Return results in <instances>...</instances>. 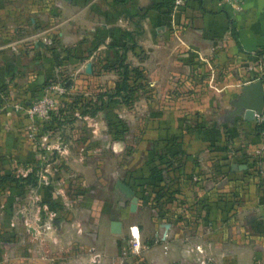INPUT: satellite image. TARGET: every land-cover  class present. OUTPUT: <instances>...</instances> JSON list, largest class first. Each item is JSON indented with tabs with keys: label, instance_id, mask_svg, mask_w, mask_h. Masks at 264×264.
Returning <instances> with one entry per match:
<instances>
[{
	"label": "rangeland",
	"instance_id": "374dc122",
	"mask_svg": "<svg viewBox=\"0 0 264 264\" xmlns=\"http://www.w3.org/2000/svg\"><path fill=\"white\" fill-rule=\"evenodd\" d=\"M10 1L15 8L22 4V0ZM130 28L117 32L122 41L104 44L105 55L94 56L92 72L83 68L77 73L70 67L83 65L87 57L67 60L59 49L49 53L56 69L41 70L35 79L40 88L52 82L64 91L54 93L53 115L36 121V136L50 133L47 140L40 138V143L28 136L30 121L24 112L22 126L15 130L7 121L0 122V174L18 177L32 172L39 179L37 187L0 184V264H264V202L249 208L243 201V172L230 178L232 189L216 187L217 202L205 196L208 185L203 187L207 193L198 198L195 179L210 176L192 159L183 161L177 133L170 138L162 135L169 119L181 131L192 132L197 118L180 122L146 118L149 110L160 116L164 109L165 81L145 72L144 25L138 20ZM257 52L261 56L249 66L258 73H245L247 65L234 74L235 88L240 90L236 98L241 83L264 72V49ZM123 56L130 90L119 96L115 85L122 79ZM46 62L41 60L42 67ZM219 76L210 80L217 83ZM188 77V88L199 80L197 75ZM177 90L170 92L175 98L203 93ZM0 92L3 103L10 94L6 86ZM38 92L30 91L24 100L31 101ZM178 102L171 105L176 116L188 109ZM150 103L155 106L150 108ZM220 119L223 124L232 120ZM8 133L9 139L3 141ZM13 136L20 137L25 148L31 145L33 159L21 161L7 154L13 153ZM213 147L234 151L228 143ZM235 160L240 164L237 156ZM208 162L206 156L204 163ZM128 189L137 197L135 211L130 210ZM227 189L233 196L225 203L220 194ZM210 210L215 214L210 215ZM113 221L121 222L120 233L111 231Z\"/></svg>",
	"mask_w": 264,
	"mask_h": 264
},
{
	"label": "crops",
	"instance_id": "0c3cea01",
	"mask_svg": "<svg viewBox=\"0 0 264 264\" xmlns=\"http://www.w3.org/2000/svg\"><path fill=\"white\" fill-rule=\"evenodd\" d=\"M161 2L164 0H22L15 8L10 0H0V90L6 86L10 94L5 102H0L1 125L5 120L14 130L22 126L24 114L15 110V104L28 101L24 98H28L30 91L40 88L35 79L39 71L56 69L50 58L56 49L67 60L87 57L83 65L71 63L70 67L78 73L90 64L92 72L94 56L105 55L104 44L122 41L123 36L117 32L138 24L139 20L146 29L145 40L141 41L145 43V72L153 78L162 76L165 81L161 85L164 109L160 116L149 110L146 118H177V122L181 118H197V129L192 132L181 131L179 124L174 126V121L169 119L162 135L170 138L177 133L181 139L178 147L185 156L183 161L192 159L194 166L205 169L210 176L195 179L198 198L207 193L203 187L208 185L210 190L205 196L210 202H217L216 187L232 189L234 181L230 178L243 172L246 191L243 201L249 208L257 206L264 202V160L255 156L260 142L259 116L249 120L245 110L232 114L235 110L232 100L240 91L234 84L239 67L248 65L245 70L248 75L258 73L257 68L249 65L259 57L257 51L264 49V0H245L238 9L219 0L178 3L174 0L171 7L167 4L156 7ZM95 45L98 47L88 52ZM41 60L47 61L44 68ZM190 75L199 76L200 81L188 88ZM172 76H175L173 81ZM201 76L207 77L200 79ZM213 76H217L215 80L219 76L220 81H211ZM257 79L260 78L246 79L241 87ZM190 88L203 93L195 98L189 95L175 98L170 93ZM166 94H169L167 99ZM178 101L184 102L188 109L179 110L176 116L171 105ZM154 106L155 103H150L149 107ZM220 118L232 120L226 119L229 121L223 124ZM9 135L3 136V141ZM16 139L13 136V153L9 154L8 150L7 154L21 161L33 159L31 145L25 148L24 141L20 137ZM221 143L233 146L234 151L219 152L213 147ZM5 146L8 149L7 143ZM235 155L240 164L235 162ZM206 156L211 163H204ZM221 191L227 203L233 196L231 190ZM223 215L226 217L227 212Z\"/></svg>",
	"mask_w": 264,
	"mask_h": 264
},
{
	"label": "built area",
	"instance_id": "2783aa9c",
	"mask_svg": "<svg viewBox=\"0 0 264 264\" xmlns=\"http://www.w3.org/2000/svg\"><path fill=\"white\" fill-rule=\"evenodd\" d=\"M223 2L224 4H228L232 6L233 8L238 9L241 4L245 0H219ZM176 2H181V0H176ZM63 87H59L56 84H49L47 87L44 88L42 94L40 97H38L36 100H33L29 102L27 105H23L22 103H17L15 104V110L16 111H21L24 112L27 118H29V125H28V136L31 137L32 139H39L41 137L36 136V121L37 119L39 120H44L47 118H50L51 112L54 111L55 107V102L56 100L54 99V93H63ZM258 123L261 127L259 138L260 142L258 147L255 149V156L259 160H264V112L258 117ZM50 136L49 134L44 135L42 137V142L43 140H47ZM40 140V143H42ZM44 145V144H43ZM44 147L49 148L47 145ZM134 238V237H133ZM135 239V238H134Z\"/></svg>",
	"mask_w": 264,
	"mask_h": 264
},
{
	"label": "water",
	"instance_id": "95a60500",
	"mask_svg": "<svg viewBox=\"0 0 264 264\" xmlns=\"http://www.w3.org/2000/svg\"><path fill=\"white\" fill-rule=\"evenodd\" d=\"M86 70H91L90 64H87ZM234 106L235 110L232 112L234 115L245 110L246 117L249 120H253L255 116H260L264 112V82L261 79H257L251 83L243 85L241 94H239L234 101ZM129 192L132 195L130 210L135 211L137 197L132 190H129ZM110 228L113 233H120L121 222H111Z\"/></svg>",
	"mask_w": 264,
	"mask_h": 264
},
{
	"label": "trees",
	"instance_id": "16d2710c",
	"mask_svg": "<svg viewBox=\"0 0 264 264\" xmlns=\"http://www.w3.org/2000/svg\"><path fill=\"white\" fill-rule=\"evenodd\" d=\"M174 0H164V2H161L159 4L156 5V7H160L161 5H170L171 7V3L173 2ZM47 48H49V46H46ZM48 50V49H47ZM259 54L261 55V53L259 52ZM124 57L123 56L121 59H120V66L121 68L123 69L122 70V79L120 82H118L116 85H115V95H121L122 93H127L130 89L129 87V84H128V79H129V72H128V65L125 63L124 64ZM135 73L140 75L138 72V69L136 68L135 69ZM259 78L264 82V72L263 73H259ZM49 84H52V82L46 84V85H43L42 87L45 88L47 87ZM5 84H3L4 86ZM43 88H39L38 92L34 98H31V101H33L34 99L40 97V95L42 94ZM30 100H26V101H21L20 103H22L23 105H27L29 102H31ZM54 112H51V115H53ZM38 182H39V179L37 176H35L32 172L27 174L26 176H18V177H14V176H11V175H7V174H0V184H3V185H13L15 187H21L22 185H29L31 187H37L38 186Z\"/></svg>",
	"mask_w": 264,
	"mask_h": 264
}]
</instances>
